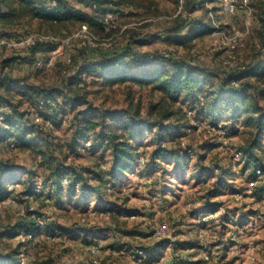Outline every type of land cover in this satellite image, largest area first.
I'll use <instances>...</instances> for the list:
<instances>
[{
    "label": "rangeland",
    "instance_id": "374dc122",
    "mask_svg": "<svg viewBox=\"0 0 264 264\" xmlns=\"http://www.w3.org/2000/svg\"><path fill=\"white\" fill-rule=\"evenodd\" d=\"M69 1L97 17L112 5L116 14L109 12L105 23L109 17V22L113 23L109 28L116 29L118 24L120 28L109 38H101L88 28L96 37L92 44L78 34L83 27L80 22L53 25L24 19L14 24H0V35L10 34L12 39L28 35L58 39L56 43L49 41V45L55 46L54 50L37 55L35 60L55 57L52 65L36 71V65L18 60L3 71L40 89L58 88L67 75L71 57L81 58L83 51L88 52L91 60H99L102 52L110 51L107 47L111 43L121 46L132 34L144 40V45L137 46L140 51L163 53L219 75L244 69L263 56L257 33L263 11L259 0H238L235 13L226 11L228 0H108L107 4L100 0L96 5L93 0ZM247 19L249 24H246ZM201 25H209L211 32L201 34ZM125 29L130 32H124ZM193 36L187 43L177 41L180 37L184 40ZM68 39L69 43L63 44ZM5 51L26 55L25 49ZM2 59L0 55V61ZM85 78L86 86L75 94L82 96L81 103L75 105V111L67 110L70 113L64 115L60 128L43 125L45 120L41 117L36 120L54 144V150L44 147L52 155V162L42 159L32 148L16 146L13 136L0 138V164H13L21 168L20 173L34 171L36 183L41 186L45 183L48 187L44 190L36 185L39 187L36 191L44 193L37 197L27 194L25 185L9 183L4 187L0 184V229L5 231L29 215L37 217L40 228V233L23 231L12 237H0V251L4 254L16 252L14 264H264V191L260 193L262 196L254 193L256 184L260 181L264 184V174L253 180L241 178L243 156L235 154L245 143L247 133L242 130L239 134L222 136L211 119H197L188 104L172 97L163 100L161 93L151 87L132 82L108 86L94 74ZM79 85L83 87L84 84ZM1 93L5 94L3 90ZM69 94L64 90L60 100L64 101L65 96L69 99ZM12 99L19 104V111H28V118L34 119L37 112L31 109L28 100L21 96ZM154 103H158L157 107L151 108ZM163 103L172 105L176 112L175 120L171 121L192 125L180 138L182 147L191 150L189 167L185 171L174 167V162L163 164V169L146 175L140 174L141 168H138L135 176L125 179L121 192L107 198L102 192L90 193L81 201L83 194L78 193L58 203V194L49 196V166L56 162L75 168L91 166L96 161L108 166L107 158H100L99 152L93 157L86 149L82 152L79 149L81 155L68 149L69 127L75 124L79 111L89 108L100 112L129 108L135 111L139 108L143 118L153 121L158 118ZM151 137L147 134L140 145L139 152L144 153L141 167L151 162L149 155L154 149L148 145ZM85 145L89 149L92 141L87 140ZM208 146L211 148L207 150ZM204 154L206 159L202 157ZM214 163L232 170L235 180L230 190L215 196L206 205L204 196L214 180L204 183L197 176L203 165H210L214 171L220 168ZM177 174H183V179L175 178ZM63 182L67 184L66 178ZM109 201L112 212L105 209ZM207 216L208 222L200 221ZM169 223L171 227L167 232L159 231L161 225ZM47 230L56 232L47 233Z\"/></svg>",
    "mask_w": 264,
    "mask_h": 264
},
{
    "label": "trees",
    "instance_id": "16d2710c",
    "mask_svg": "<svg viewBox=\"0 0 264 264\" xmlns=\"http://www.w3.org/2000/svg\"><path fill=\"white\" fill-rule=\"evenodd\" d=\"M93 1L96 5L100 0ZM102 1L108 3V0ZM259 1L263 11L258 21L261 28L257 33L261 41L260 47L264 51V0ZM109 12L116 14L112 5L105 8V13L101 17H97L77 8L69 0H0V24H14L24 19H37L53 25L80 22V25H86L101 38L111 37L120 28L119 24L116 29L107 27L105 16ZM201 26V34L211 32L209 25ZM124 32L128 33L130 30L125 29ZM9 36L11 35L4 34L0 35V38ZM137 36L138 34H132L128 42L121 46L111 43L107 47L110 51L102 52L103 56L99 60H91L88 52L83 53V51L80 52L83 57H71L61 87L49 89L31 86L27 81L24 83L23 79L13 78L3 69L20 60L31 66L36 65L37 71L39 68L35 61L37 55L54 50V45H49V41H37L35 45L25 49L26 55L8 54V51L4 50L0 54L3 57L0 61V116L3 114L4 117L0 125V138L13 136L16 146L32 148L40 153L42 159L52 162V155L44 147L54 150V144L49 133L40 127L36 120L41 117L45 120L43 125L60 128L64 123V115L70 113L67 110H73L76 104L81 103L79 98L82 99V96L75 94L86 86L84 77L94 74L101 78V83L104 85L114 86L118 83L132 82L159 91L163 100L171 97L176 101L182 100V103L188 104L190 110L196 113L197 119L203 117V120L211 119V123L215 126L223 123L228 134H239L243 130L248 136L239 149L243 156L240 176L241 178L245 176L246 180L259 178L258 169H262L264 174V103H262L264 52L261 53L262 57H257L244 69L237 68L228 75H219L215 71L191 66L163 53L140 51L137 46L145 43ZM194 36L186 37L184 40L180 37L177 41L182 44L187 43ZM79 83L84 84L83 87ZM2 90L5 92L4 95L1 93ZM64 90L70 93V97L67 99L65 96L63 101L60 100V95ZM14 96H21L29 101L33 106L31 109L37 112L34 113L35 120L28 118L26 113L28 111H19V104L14 103L12 99ZM40 102H43L42 107H39ZM157 104H152L151 108L157 107ZM175 114L172 105L167 103H163L158 118L153 121L149 117L143 118L139 108L135 111L131 108L101 112L89 108L79 111L75 117V124L69 127L68 149H72L74 153L79 149L81 152L86 149L93 154V157L99 152L100 158H107L105 164L108 166L105 167L104 164L96 161L94 165L75 168L56 162L54 166H49L51 169L49 196L58 194L61 200H58V203L78 193L83 194L81 201L86 200L90 193L102 192L101 194H105L107 198L110 194L121 192L125 179L128 176H135L138 168H141L140 174L146 175L163 169L161 167L163 164L174 162V167L185 171L189 167L191 151L182 147L180 138L192 125L186 122L174 123L171 120H175ZM147 134L152 135L151 144L148 145L154 146V149L149 155L151 162L141 167L140 159L141 156L144 158V153H140L139 149ZM89 139L92 145L87 149L85 142ZM210 148L211 146H208L207 150ZM77 154L81 155L80 152ZM202 157L206 159V154ZM214 164L220 166L218 163ZM202 167L197 176L198 180L204 183L214 180L209 193L204 196L206 205H209V200L226 193V190L233 187L235 174L225 166L217 167L216 171L210 169V165ZM20 172L21 168L17 169L13 164H0V184L5 187L9 183H18L25 185L27 194L37 197L44 194L43 191H36L38 185L44 190L48 188L45 183L42 186L36 183V172L30 170ZM174 177L183 179V174ZM64 178L67 180L66 185L63 182ZM260 182L254 187L256 195L264 191V184ZM111 205L109 201V207L105 208L108 209L107 212H112ZM34 216L29 215L20 219L14 226L4 229L5 231L0 229V237L5 235L12 237L23 231L40 233L37 217ZM55 232L47 230V233ZM16 255V252L4 254L0 251V264H14L17 260Z\"/></svg>",
    "mask_w": 264,
    "mask_h": 264
},
{
    "label": "built area",
    "instance_id": "2783aa9c",
    "mask_svg": "<svg viewBox=\"0 0 264 264\" xmlns=\"http://www.w3.org/2000/svg\"><path fill=\"white\" fill-rule=\"evenodd\" d=\"M238 0H228V2H226V11L228 13H235L236 11V2ZM246 2H248V0H245ZM246 5V3H245ZM110 16V15H109ZM106 21H107V27L109 28L111 25H113V23H110L109 22V17H106ZM246 24H249V20L247 19L246 20ZM79 35L85 37L89 43H93V38L95 39L96 37L89 31L88 27L86 25H84L82 27V29H80V31L78 32ZM42 40H47V41H50V42H55L58 40L55 36H39V35H28V36H25V37H22V38H17V39H12V38H9V37H1L0 38V54L4 51V50H7V49H26L28 47H31L33 45L36 44L37 41H42ZM64 43H69V39L66 40ZM55 62V57H49L47 60H44V61H38L37 62V66L39 68H42V67H46V66H50L52 65L53 63ZM40 106L42 107L43 106V102H40ZM4 117L1 115L0 116V125L2 124V121H3ZM217 128V130L219 131L220 135H225L227 134V129L225 128L224 124L223 123H218L217 126H214ZM191 151V150H190ZM237 155V157H240L242 156V152L241 151H238L237 153H235ZM257 174H258V177H262L263 176V172H262V169H258L257 170ZM239 199V198H238ZM208 217V216H207ZM202 217V219L200 220L201 222L205 223V222H208L209 221V217ZM161 228L159 229V231L161 232H167L168 231V228H170V225L168 224H164V225H161L160 226ZM94 250V249H93ZM209 256L206 255L205 256V259H208ZM20 264H25V262H20Z\"/></svg>",
    "mask_w": 264,
    "mask_h": 264
}]
</instances>
